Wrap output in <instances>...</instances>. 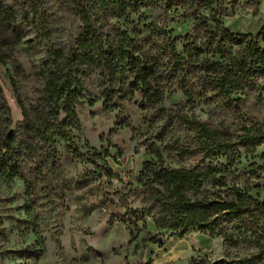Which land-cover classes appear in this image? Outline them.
<instances>
[{
	"label": "rangeland",
	"instance_id": "1",
	"mask_svg": "<svg viewBox=\"0 0 264 264\" xmlns=\"http://www.w3.org/2000/svg\"><path fill=\"white\" fill-rule=\"evenodd\" d=\"M69 1L46 0L43 16L50 29L56 30L49 38L42 19L25 13L21 0H0V9L14 10L16 19L10 18L8 61L0 64L7 130L23 121V107L32 120L40 116L49 55L80 32L81 23ZM214 9L220 11L221 25L234 34L255 37L264 27V0H214ZM160 12V4L142 6L118 24L131 39L142 40ZM202 13L210 17L213 11ZM186 14L180 9L170 27L181 54L195 23ZM210 24L214 29L215 22ZM155 38L151 35L150 40ZM260 45L264 48L262 39ZM150 51L158 62L162 103H149L136 89L124 100L112 94L108 101L109 84L100 71H93L84 81L83 98L76 106L79 126L73 130L85 160L58 139L50 153L40 156L41 163L36 162L39 174L34 183L20 161L18 176H0V264H216L252 252L249 244L241 241L232 246L224 235L195 232L177 238L140 215L141 198L135 190L144 163L156 160L158 150L166 164L175 167L167 160L169 147L195 138L177 119L169 120L170 115L179 112L189 120L225 122L234 128L252 122L258 111H263L259 118H264L254 93L243 97L241 104L225 106L212 92L201 90L198 73L206 55L190 60L193 67L191 74H185L184 88V79L169 78V55ZM65 120L63 114L61 121ZM262 164L264 146L253 154L242 151L233 169L249 173ZM255 181L257 187L250 194L262 201L264 181Z\"/></svg>",
	"mask_w": 264,
	"mask_h": 264
},
{
	"label": "trees",
	"instance_id": "2",
	"mask_svg": "<svg viewBox=\"0 0 264 264\" xmlns=\"http://www.w3.org/2000/svg\"><path fill=\"white\" fill-rule=\"evenodd\" d=\"M21 2L22 10L39 16L49 38L53 37L56 30L50 29L52 26L43 16L46 0ZM70 4L81 23L80 32L68 45L54 48L49 55L45 64L44 107L39 118L32 120L23 107V121L14 130L5 129L2 110L6 102L0 89V176H18L20 161L34 183L39 174L36 162L41 163L40 156L50 153L58 139L68 151L85 160L73 130L79 126L76 106L83 98L84 81L93 71H100L109 84L108 101L112 94L124 100L129 91L136 89L149 103H162L158 62L150 49L169 55V78L184 79V88L185 74H191L193 67L190 60L206 55L198 73V84L204 93L212 92L225 106L241 104L243 97L254 93L258 110H264V48L260 45L261 39L264 42V27L255 37L230 32L221 25L214 0H70ZM154 4H160L161 12L158 21L149 26V35L142 40L131 39L118 20ZM180 9L195 22L183 54L170 31ZM206 10L213 11L210 17L202 13ZM13 12L0 9L1 65L8 61L10 18L16 20ZM210 21L215 22L214 29ZM16 34L20 42V35ZM151 35L156 38L150 40ZM144 45L146 49H142ZM262 112L258 111L249 124L237 128L225 122L189 120L179 112L170 115L169 120L177 119L195 133V138L169 147L167 160L175 167L167 165L158 150L156 160L144 163L135 190L141 198L140 215L177 238L200 232L224 235L232 246L242 241L252 247V252L243 258L216 264H264V200L250 194L257 187L255 179L264 181V164L249 173L233 169L242 151L253 154L264 146V118H259ZM63 114L65 121H61Z\"/></svg>",
	"mask_w": 264,
	"mask_h": 264
}]
</instances>
